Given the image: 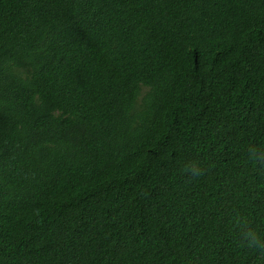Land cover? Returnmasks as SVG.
Segmentation results:
<instances>
[{"label":"trees","instance_id":"trees-1","mask_svg":"<svg viewBox=\"0 0 264 264\" xmlns=\"http://www.w3.org/2000/svg\"><path fill=\"white\" fill-rule=\"evenodd\" d=\"M251 147L264 0H0V264H264Z\"/></svg>","mask_w":264,"mask_h":264},{"label":"clouds","instance_id":"clouds-1","mask_svg":"<svg viewBox=\"0 0 264 264\" xmlns=\"http://www.w3.org/2000/svg\"><path fill=\"white\" fill-rule=\"evenodd\" d=\"M249 159L255 162L261 171H264V150L251 147L248 150ZM185 172L188 173L192 178H199L205 174V170L198 163H191L185 168ZM241 226L247 228L245 221H238ZM241 245L250 249H256L264 254V240L261 239L260 235L251 228H247L242 234Z\"/></svg>","mask_w":264,"mask_h":264}]
</instances>
